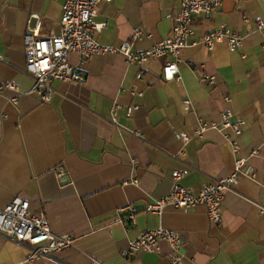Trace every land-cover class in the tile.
<instances>
[{"label":"crops","instance_id":"0c3cea01","mask_svg":"<svg viewBox=\"0 0 264 264\" xmlns=\"http://www.w3.org/2000/svg\"><path fill=\"white\" fill-rule=\"evenodd\" d=\"M181 1H102L96 21L107 26L95 37L146 50L173 33ZM61 15L62 0H0V85L13 81L19 89L0 90V209L20 195L47 215L53 232L75 241L32 259L29 243L0 232V264H91L93 258L171 264L165 241L159 251L122 253L142 231L160 226L182 233V264H264V27L256 21L264 19V0H223L215 13L195 17L194 34L180 55V80L164 79L166 57L141 65L120 52L82 59L74 53L71 62L85 80H56L51 100L43 101L31 92L25 35L39 21L40 36L58 33ZM223 24L243 37L242 46L192 44ZM135 27L153 37L134 39ZM204 75L215 82L203 81ZM227 107L245 120L240 150L233 151L227 131L208 128L180 154L179 133L220 120ZM241 157L247 163L224 194L220 224L204 205L187 211L168 206L161 214L149 209L170 192L174 170L188 169L182 183L199 192L227 177Z\"/></svg>","mask_w":264,"mask_h":264},{"label":"built area","instance_id":"2783aa9c","mask_svg":"<svg viewBox=\"0 0 264 264\" xmlns=\"http://www.w3.org/2000/svg\"><path fill=\"white\" fill-rule=\"evenodd\" d=\"M102 1L111 2L113 0H62V15L58 33L40 36L41 22L39 21L37 29L25 35L26 71L34 79L31 92L39 94L43 101L51 100L55 92L54 81L85 80V75L71 62V56L74 53L82 59L85 56L120 52L126 56L128 63H140L141 65L151 58L166 57L167 61L163 68L164 79L167 81L180 80V55L182 49L190 44V37L194 34L195 17L209 16L223 4V0H182L181 11L175 17L173 33L169 37L156 41L146 50L134 51L130 41L115 46L100 43L95 37L96 32L107 26V22L96 21L99 13L98 7ZM256 21L262 29L264 19L257 17ZM132 37L134 39L152 38L153 33L141 27H135ZM223 41H226L230 47H240L243 44V37L223 24L220 28L206 33L201 39L194 40L192 44H202L212 50L217 43ZM141 75V72L138 73V77ZM215 80L216 78L211 75L203 77V81L210 83H214ZM6 88L19 90L13 81L0 85V90ZM12 101L17 103V97ZM225 101L230 103V96L227 95ZM183 103L184 107L190 110L191 100L186 98ZM119 107L120 105L116 104L113 113H116ZM133 109L134 107H129L130 115ZM234 116V111L227 107L221 112L220 120L202 121L192 133L180 132V154H185L184 147L193 136H201L208 128L221 129L225 133L227 131L226 136L229 139L231 135L234 136V139H231L233 151H239L238 137L243 132L245 120ZM134 134L140 135V131H134ZM246 163L247 158H237L235 169L227 177L205 184L199 192L193 191L192 188L182 183L188 169L174 170L170 192L155 199L149 209L161 214L168 206L187 211L191 207L204 205L209 219L215 224H220L223 217L224 194L238 182L239 174L243 172ZM62 173L63 170L58 171V174ZM128 217L135 220L133 213ZM0 232L18 241L29 243L33 247L32 259L68 249L75 241L70 234L59 235L53 232L47 215L33 211L30 202L20 195L13 197L4 208L0 209ZM162 241L167 242L171 248V264H182L184 237L179 230L163 226L142 231L137 238L129 241L128 247L122 253L125 256H132L139 251H159ZM91 264L105 263L93 258Z\"/></svg>","mask_w":264,"mask_h":264}]
</instances>
